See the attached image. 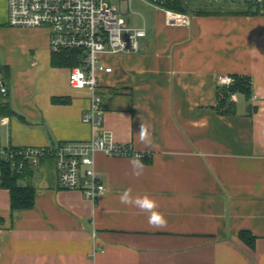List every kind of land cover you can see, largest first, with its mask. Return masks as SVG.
I'll return each instance as SVG.
<instances>
[{"label": "crops", "instance_id": "crops-1", "mask_svg": "<svg viewBox=\"0 0 264 264\" xmlns=\"http://www.w3.org/2000/svg\"><path fill=\"white\" fill-rule=\"evenodd\" d=\"M186 4L188 26H168L147 0L118 3L130 28H145L137 53L102 55L100 134L140 154H94L105 192L96 202L59 186L52 159L36 167L34 204L11 212L0 186V264H264V13L208 0ZM46 28H14L0 0V62L10 70L0 147H50L91 137L87 90L68 86L73 66L53 63ZM56 61V60H55ZM57 62V61H56ZM248 91L218 106L224 78ZM143 125L151 144L141 142ZM29 182L27 179L21 184ZM149 195L167 225L120 203ZM254 238L250 247L239 234Z\"/></svg>", "mask_w": 264, "mask_h": 264}, {"label": "built area", "instance_id": "built-area-1", "mask_svg": "<svg viewBox=\"0 0 264 264\" xmlns=\"http://www.w3.org/2000/svg\"><path fill=\"white\" fill-rule=\"evenodd\" d=\"M6 1L7 23L10 27L46 28L50 33L51 53L77 52L78 62L69 70L68 86L73 90L88 91L89 107L82 121L90 126L91 137L83 143L50 147H0V167L8 165L12 172L23 175L26 169L38 166L42 160L52 159L61 188L79 191L84 198L96 202L105 192L94 167L93 156L96 152L101 151L111 157H143L134 154L129 146L116 145L99 133L104 109L98 75L111 72V68L100 63V57L137 53L139 40L146 36V29L128 27L119 5L108 0ZM147 1L163 12L166 25L190 24L191 16L187 12H176L164 6L168 0ZM208 1L248 5L264 13V0ZM224 81L227 85L232 84V79L228 77ZM7 95L8 89L0 77V102Z\"/></svg>", "mask_w": 264, "mask_h": 264}, {"label": "trees", "instance_id": "trees-1", "mask_svg": "<svg viewBox=\"0 0 264 264\" xmlns=\"http://www.w3.org/2000/svg\"><path fill=\"white\" fill-rule=\"evenodd\" d=\"M186 4L182 0H168L164 6L168 9L174 10L176 12H186ZM249 11L257 13L258 11L253 10L248 6ZM77 52L76 51H66L60 54L53 55V63L60 66H74L77 64ZM57 62H56V61ZM10 70L9 68L0 62V77L2 82L7 87L9 82ZM249 85V79L235 78L234 82L230 84L227 88H223L218 93V106L222 109L228 108L232 104L231 95L238 89H244L248 91L247 87ZM8 96V95H7ZM7 96L0 102V115H11L9 104L7 102ZM28 180L26 184H21V181ZM33 179V174L30 169H26L23 175L15 174L11 171L8 165H2L0 167V186L5 188L9 192L10 196V209L11 212L15 210H27L32 208L34 204L35 189L31 185V180ZM4 224L3 218L0 216V228ZM240 239L245 242L250 247L254 245V238L248 233H240Z\"/></svg>", "mask_w": 264, "mask_h": 264}, {"label": "clouds", "instance_id": "clouds-1", "mask_svg": "<svg viewBox=\"0 0 264 264\" xmlns=\"http://www.w3.org/2000/svg\"><path fill=\"white\" fill-rule=\"evenodd\" d=\"M139 138L141 142H145L149 145L151 144L150 134L143 125H141L139 131ZM130 163L132 165V174L137 178L140 177L144 171V163L142 162L141 157L137 155L130 161ZM119 199L121 204L137 208L141 212L147 213V221L150 226L155 228H163L167 225V219L165 215L158 211V202L149 195L145 194L143 196H133L132 189L128 188L122 192Z\"/></svg>", "mask_w": 264, "mask_h": 264}, {"label": "rangeland", "instance_id": "rangeland-1", "mask_svg": "<svg viewBox=\"0 0 264 264\" xmlns=\"http://www.w3.org/2000/svg\"><path fill=\"white\" fill-rule=\"evenodd\" d=\"M199 1H200V0H197V2H199ZM108 2H110V3H112V4H116V5L118 4V3H117V0H108ZM192 4H193V3H192V1L190 0V1L188 2V5H189L188 7H189V8H192V6H193Z\"/></svg>", "mask_w": 264, "mask_h": 264}]
</instances>
